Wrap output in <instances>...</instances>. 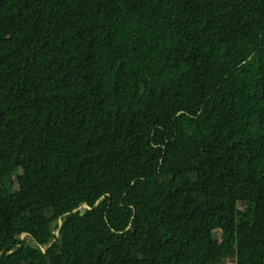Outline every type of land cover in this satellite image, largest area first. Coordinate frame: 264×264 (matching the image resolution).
<instances>
[{
	"label": "trees",
	"instance_id": "trees-1",
	"mask_svg": "<svg viewBox=\"0 0 264 264\" xmlns=\"http://www.w3.org/2000/svg\"><path fill=\"white\" fill-rule=\"evenodd\" d=\"M228 262L264 264V0H0V264Z\"/></svg>",
	"mask_w": 264,
	"mask_h": 264
},
{
	"label": "water",
	"instance_id": "water-1",
	"mask_svg": "<svg viewBox=\"0 0 264 264\" xmlns=\"http://www.w3.org/2000/svg\"><path fill=\"white\" fill-rule=\"evenodd\" d=\"M81 208H90V207H89L88 205H86V204H83V205L80 206V209H81ZM76 210H77V209H75L74 212H75ZM58 223H59V226H60V225L62 224L61 220H59ZM56 233H57V231H56ZM42 251L45 252V248H44V247H42Z\"/></svg>",
	"mask_w": 264,
	"mask_h": 264
},
{
	"label": "rangeland",
	"instance_id": "rangeland-1",
	"mask_svg": "<svg viewBox=\"0 0 264 264\" xmlns=\"http://www.w3.org/2000/svg\"><path fill=\"white\" fill-rule=\"evenodd\" d=\"M239 207H241V205L239 204ZM214 233V236H218V232L217 231H214L213 232ZM23 238H24V236H23ZM27 240H28V242H29V239L27 238ZM227 264H231L230 262H228Z\"/></svg>",
	"mask_w": 264,
	"mask_h": 264
}]
</instances>
